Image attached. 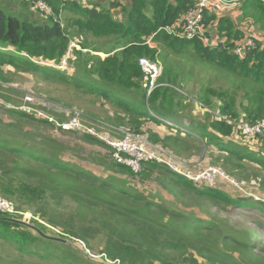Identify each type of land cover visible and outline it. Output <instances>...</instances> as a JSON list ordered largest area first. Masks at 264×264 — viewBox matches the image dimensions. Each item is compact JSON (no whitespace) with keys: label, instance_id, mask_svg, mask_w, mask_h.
Listing matches in <instances>:
<instances>
[{"label":"trees","instance_id":"1","mask_svg":"<svg viewBox=\"0 0 264 264\" xmlns=\"http://www.w3.org/2000/svg\"><path fill=\"white\" fill-rule=\"evenodd\" d=\"M87 1L88 5L20 0L26 15L30 10L37 12L39 3L45 4L50 10L44 12L45 21L0 8V82H10L4 75L11 68L72 86L111 108L107 124H85L98 134H108L113 140L124 137L118 130L140 134L183 161L199 156L203 169L214 157L213 164L221 161L230 172L254 170L253 179L264 184V137L249 139L240 128L264 121V42L244 30L255 27L264 35V0H240L231 15L206 13L207 36L217 41L212 47L198 37L188 40L181 35L184 17L196 9L197 0ZM117 11L123 20L115 17ZM168 28L175 34H169ZM249 39L253 46L247 45ZM71 43L78 48L70 50L69 70L51 67L61 66ZM238 48H242L241 55ZM141 58L162 68L157 83L163 86L150 95ZM177 60L218 71L230 81L231 89L203 87L197 101L190 98L186 103L178 90H185L189 75L180 70ZM192 101L205 106L204 118L196 115ZM5 113L11 120L0 119L1 200L13 208L12 201L38 207L35 214L53 227L63 226L58 220L66 216L69 225L63 226L64 234L88 250L104 238L103 257L97 261L83 248L47 236L42 223L31 226L13 214L0 213V241L15 244L22 256L40 264H264L257 235L232 226L219 215L205 216L192 209L187 216L171 208L172 200L165 199V204L150 200L134 184L155 179L163 187L193 196V208L205 202L258 219H264V201L230 188L232 193L222 181L215 187L196 186L156 163H145L141 171L134 172L116 162L111 147L91 134L66 131L18 110ZM52 115L59 122L69 120ZM26 123L54 127L62 132L60 136L70 133L76 140L66 143L60 136L25 131ZM158 128L177 130L178 135H160L154 132ZM252 144L258 149L248 146ZM76 149L84 150L81 164L72 158L76 154L67 156ZM86 161L101 166L99 174L108 175L98 176ZM67 200L75 204L68 215L61 212Z\"/></svg>","mask_w":264,"mask_h":264},{"label":"rangeland","instance_id":"2","mask_svg":"<svg viewBox=\"0 0 264 264\" xmlns=\"http://www.w3.org/2000/svg\"><path fill=\"white\" fill-rule=\"evenodd\" d=\"M230 1L238 2L237 3L238 6H236V8L240 7L241 5L240 0H230ZM88 4L89 2L87 0H84L83 5H88ZM0 8L11 9L13 10L12 13H20L23 16L26 15V12H28L23 9L22 5L20 4V0H0ZM235 10L236 9H232L228 11L227 14L231 15L235 12ZM30 11L31 13L26 15V17H28L30 20L32 21H37V20L45 21L46 20L43 11L37 10L38 13L36 11H32V10ZM114 14L118 20L124 19V15L121 13V11H117ZM248 22L249 21H245V24H247ZM244 30H247L248 33H251V35L254 36L256 39H258L259 41L264 42V35L259 33L255 27H252L251 29H249L246 26ZM99 55L101 57L106 56L105 54H99ZM177 62L180 63V70L185 71L187 75H189V78L187 80L188 83L183 84L185 90L183 91L178 90L185 97L186 103L190 102V98H193L194 100L197 99V97H199V95L202 93L203 87H207V88H211L215 90L231 89L232 87V84L230 83V81L228 82V80L224 76H222L218 71L214 69H209L204 66H200L199 64L191 62L190 60H185V61L177 60ZM155 64L160 66V64L158 63H155ZM6 70L8 72H6L4 76L10 82L3 83V84H8V85H12L11 87H16L15 89H18L17 92L22 94V96H25V98L30 95V96L35 97L36 99L37 98L42 99L44 102V105L46 106H41L39 110L42 111L44 114L43 116L46 115L45 117L47 118L40 117L38 116L39 114H35L33 112L28 114L26 110H18V111L26 113L27 115H30L34 117L35 119L46 120V121H49L48 119L50 118L47 116V109L51 110L49 111L50 113L56 111L55 113L57 114L66 115L65 113L57 111L56 109L52 110L51 106L55 105L56 107L60 106L59 108L60 109L62 108V110H66L69 115L71 111L74 110L75 113L81 116V121L82 123H84V125L85 124L88 125L92 122L100 123L103 125H105L104 123L107 124V120H109L108 117L110 116L108 113L111 112L110 110L111 108L105 105L103 101H100L96 97H92L83 92L76 91L72 86L65 85L63 83H55L52 81H45L42 78H37L34 74L30 73V71L21 72V71H17L11 68H7ZM68 75H71V73ZM2 92L6 93L3 96V98L6 101H9L10 100L9 95L14 93L13 90H9V89H5ZM25 98H24V102L26 101ZM194 105H195L196 115H199V117L204 118L207 110L204 109L205 106L202 104V102L200 101L195 102ZM4 108L6 110H12L9 108V106L2 105V107H0V119L4 118L5 120H11L10 116L5 113L6 110ZM83 115L84 117H86V120H83L82 118ZM185 123L186 124L184 126L189 124L187 121H185ZM52 128L54 127L44 128L42 126H38L36 123H31V124L26 123L25 124V131L34 132L35 134L42 135V136L53 135V136L59 137L62 132L59 133L58 131ZM79 133H82V132H79ZM166 133L178 135L177 130H173L171 132L167 131ZM63 135L64 136L63 137L60 136L62 138H59V139L66 143H69L72 140L73 141L76 140V139H73L75 137L74 134L66 133ZM78 137L81 138L80 135L77 136V138ZM248 146L256 150L258 149L257 146L254 144L248 145ZM71 154L72 155L76 154V157H72V158L76 159L77 163L81 164V161L84 159L83 158L84 150L76 149L74 150V154L73 152L68 153L67 155L68 158L70 157ZM183 158H187V157H183ZM188 159L193 162L197 161L195 162V164L192 163V166H189L190 171L192 173V177H197V175L201 174L206 169V168L203 169V167L199 166L200 165V163L198 162V159H200L199 156L194 155V156L189 157ZM213 159L214 157L210 158V161H207L205 163L207 165L206 166L207 168L209 167L220 168L229 178L235 180L240 185H245L246 186L245 188L247 190L252 191V195L255 198L260 199L261 201H264V184H261L260 179L259 180L253 179L252 175H253L254 170H249L243 173L238 172V171L230 172L229 169L224 168V164H222L221 161H217L216 164H213L214 163ZM85 165L87 167H90L92 171L94 170L95 172H97L98 176L108 175V174H99L103 172V168L101 166H98L96 164H93L87 161ZM257 170H259V168H257ZM262 174L264 175V173ZM252 181H255L256 185H252L251 184ZM222 182H223L222 184H224L226 189H229L230 191H232L230 189L232 188L233 190H236L238 194L240 195H244V193L246 192L244 188L241 191L240 188H238L237 186L231 187L227 184V182L225 181H222ZM134 185H135V189L143 193L150 200H153V201H156L162 204L163 203L165 204L164 202L165 199L172 200L173 202H175V205L171 206V208H173V210L180 211L181 213H184L187 216L191 214L192 209L197 214L200 213L205 216H207L206 214L219 215L222 219L229 221V224H231L232 226L248 231L251 235H257L256 242L258 244H261V247H260L261 249H264V219H261V218L258 219L256 217H253L251 213H244L240 210L233 209V208L226 209V207L224 208L222 206L217 207V206L211 205L210 203H205L203 201H202L203 204H201V206L196 205L193 208L194 200H195L193 196H191L190 194L182 195L179 192L172 190V188L170 189V187H163L161 183L157 182L155 179L154 180L150 179V181L146 184H134ZM195 185L199 186L197 184ZM233 192L234 191H232V193ZM233 197H236V196H233ZM12 202L11 203L14 205V208H15V212L13 213V216L15 217L14 219L19 220L31 226H33L36 221L39 223H42L43 225H45L44 232H46L47 236L51 238H57L59 240L65 239L64 242H66V244L72 245L73 247L77 249L83 248L86 251V253L90 255L91 258L97 261H101L103 257L101 253H102V247L104 244V238L102 242L92 246L93 251L88 250L85 245L81 244V242L71 239L70 236H68L67 234H64L63 226L64 228H66L69 225V222L66 216L58 220L63 226L60 225V227H53V226H50L48 223L44 222L42 219H40L38 214H35L38 210V207H35V206L29 207L25 205H20L19 203L15 201H12ZM66 202L64 203L65 207L61 208V212L63 214L67 213L66 215H68V212L71 211L70 207H73V205L75 206V204L71 203L68 200ZM19 207H21V209H19ZM184 209H187V210L184 211ZM0 264H40V263L39 261L33 260L32 258L22 256L21 253L17 250L15 244L7 245L3 241H0ZM51 264H55V263H51Z\"/></svg>","mask_w":264,"mask_h":264},{"label":"built area","instance_id":"3","mask_svg":"<svg viewBox=\"0 0 264 264\" xmlns=\"http://www.w3.org/2000/svg\"><path fill=\"white\" fill-rule=\"evenodd\" d=\"M64 1L71 3H84V0ZM237 3L238 2L230 0H197L196 9L184 17V33H181V35L188 40H192L198 37L202 39L203 43L208 47L216 45L217 41L212 40L207 36V29L203 24L205 14L208 12L217 15L227 14L228 11L238 8H236V6H238ZM38 9L43 12H50L48 7L43 3L38 4ZM167 32L169 34H175L174 29L171 28H168ZM247 45L253 46V40L249 39ZM69 48V52L67 53L66 58L62 61L61 66H53V68H57L61 72H67L69 70L68 59L70 58V50L72 48H78V46L75 43H71ZM237 53L241 55L242 48H238ZM139 65L145 73L144 85L148 89V94L150 95L156 88L163 86L157 83L158 78L162 74V68L145 58H141L139 60ZM25 99V104L20 108L12 107L11 105L3 103L1 100L0 107H2V105H7L10 109L26 110L28 114L33 112L35 114H39L38 116L40 117L47 118L45 117L46 115L43 116V112L39 110L41 106H46L44 105L42 99H36L35 97L30 95ZM59 107L60 106L56 107L55 105L51 106L52 110L56 109L57 111L65 113L67 115L66 118H68L69 120L67 122H59L58 119L54 115H52V113H55L56 111L50 113L49 111L51 110L47 109V116L50 117L48 119L50 123H53L55 126L60 127L66 131H78L82 133H88L97 137L103 143L111 147V149L113 150V158L116 162L128 166L134 172L141 171L145 163H156L162 166H166L174 173L192 181L194 184L198 185L204 183L210 187H214L217 185L218 181H225L229 186H237L241 191L244 188L247 193L245 192L243 196L259 200L252 195V191H249L245 188V185H240L235 180L229 178L220 168L209 167L206 168L201 174L197 175V177H192V173L185 170L184 167L186 166V163L182 159H178L175 155L168 152L167 150L161 147L158 148L157 146L153 145V143L149 142L145 136L118 130V132L122 133L124 137L121 140H113L108 134H98L92 128L86 127L81 122L80 115L75 113L74 110H72L69 115L66 110H62V108L60 109ZM58 115L61 116L60 114ZM169 125L173 126L174 124L169 123ZM240 128L242 129L243 134L249 139L264 137V121L254 126L240 125ZM251 184L256 185L255 181H252ZM14 212V208L10 203L0 199V213L13 214Z\"/></svg>","mask_w":264,"mask_h":264},{"label":"crops","instance_id":"4","mask_svg":"<svg viewBox=\"0 0 264 264\" xmlns=\"http://www.w3.org/2000/svg\"><path fill=\"white\" fill-rule=\"evenodd\" d=\"M7 85L8 84H3V83L0 82V100L2 102H4V103L8 104V105H11L12 107H15V108L22 107L25 104V102H24L25 96H22V94L17 92L18 89H15L16 87H11L12 85H8V86ZM4 88L5 89H9V90H13V92H14L13 94L9 95L10 96V98H9L10 100L9 101H6L3 98L4 94H6L5 92L4 93L2 92L3 90H5ZM158 129H159L158 131L154 130V132H158V133H160V135H162L164 132H167L166 130H163L162 128H158ZM184 162L186 163L185 170L187 172H191L189 166H192V163L195 164V162H197V161H194V162L193 161H188L187 162V161L184 160Z\"/></svg>","mask_w":264,"mask_h":264},{"label":"clouds","instance_id":"5","mask_svg":"<svg viewBox=\"0 0 264 264\" xmlns=\"http://www.w3.org/2000/svg\"><path fill=\"white\" fill-rule=\"evenodd\" d=\"M51 67H53V66H51ZM3 103H4V102H3ZM5 104H6V103H5ZM13 110H14V109H13ZM185 124H186V123H185ZM185 124H184V125H185ZM188 126H189V124H188V125H186V128H187Z\"/></svg>","mask_w":264,"mask_h":264},{"label":"bare ground","instance_id":"6","mask_svg":"<svg viewBox=\"0 0 264 264\" xmlns=\"http://www.w3.org/2000/svg\"><path fill=\"white\" fill-rule=\"evenodd\" d=\"M55 69H57V68H55ZM57 70H59V69H57Z\"/></svg>","mask_w":264,"mask_h":264}]
</instances>
